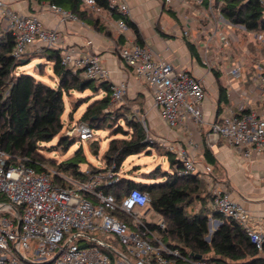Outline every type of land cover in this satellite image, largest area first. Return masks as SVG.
<instances>
[{"label": "built area", "instance_id": "1", "mask_svg": "<svg viewBox=\"0 0 264 264\" xmlns=\"http://www.w3.org/2000/svg\"><path fill=\"white\" fill-rule=\"evenodd\" d=\"M81 1L86 8L101 11L94 7L95 0ZM215 2L162 0L167 7L198 6L197 15L208 21V25L199 24L205 38L202 64L209 70L214 64H228L225 73L231 78H239L245 57H237L230 50L231 42L238 41L233 29L246 31L260 42H264V31H247L241 25L227 22L219 11L222 0L216 5ZM258 2L264 8V0ZM107 3L109 10L129 16L125 0H107ZM47 7L61 23L79 22L68 10L52 4ZM109 10L107 14L111 18ZM108 24L123 38L130 31L122 18L109 20ZM0 26L2 30L10 31L14 38L11 52L14 58H21L33 47L56 48L60 43L56 28L45 27L36 16L19 13L2 0ZM179 34L189 35L188 30L179 31ZM116 52L120 61L149 88L151 106L167 127L184 129L186 122L195 126L204 123L206 89L201 78L156 58L149 47L134 40L125 39L121 46H116ZM248 54L245 51V55ZM61 64L70 72L79 71L82 77L90 80L100 81L107 76L99 58L81 53L74 47L61 51ZM255 68L256 80L264 86V61L256 63ZM126 89L125 81L109 83L111 102L121 101ZM230 102L210 123V133L247 158L255 154L264 158V110L253 111L249 99L243 97L233 98ZM74 131L81 141L94 137V130L85 122H77ZM70 135L69 132L66 134ZM169 151L174 152V146H170ZM174 154L182 163L180 175L192 174L202 180L208 178L209 182L212 168L197 163L192 150L178 148ZM25 161L17 159L14 163L0 149V195L6 199V203L0 202V264H44L49 261L48 264H220L208 257L197 259L191 254H183L180 249L166 246L160 236L165 225L150 209L148 193L131 189L120 198L106 193L105 188L121 178L113 163L96 168L94 172L80 171L75 177L52 170L36 173ZM53 176L57 177V182ZM211 194L212 211L235 221L261 251L264 242L262 224L253 220L250 212L234 201L226 189L213 186ZM15 207L22 208L20 215ZM150 211L157 214V221L147 219ZM115 242L121 245V250L115 249ZM104 250L112 252L116 259L112 261ZM128 256L134 259L133 263Z\"/></svg>", "mask_w": 264, "mask_h": 264}, {"label": "trees", "instance_id": "2", "mask_svg": "<svg viewBox=\"0 0 264 264\" xmlns=\"http://www.w3.org/2000/svg\"><path fill=\"white\" fill-rule=\"evenodd\" d=\"M27 1L59 6L75 14L79 20L88 21L97 31L108 34L105 23L94 12L95 8L86 9L81 0ZM218 1L216 0L215 5ZM94 7L103 12L109 10L107 0H95ZM109 11H111L113 20L125 19L134 35V42L144 45L134 23L116 11ZM219 11L222 17L231 24L241 25L247 31H264V8L259 5L258 0H222ZM13 45L14 38L11 32L1 29L0 149L7 153L14 163L17 159H26V165L32 167L36 173H49L45 163L50 162L54 166L52 171L64 172L76 177L81 173L80 164L86 161L81 147L75 151L72 158L56 163L44 158L41 154V145L58 136L56 145L48 150H60L65 153L74 144L75 140L72 137L61 135L63 129L61 116L64 112L63 96L71 90L90 89L103 92L101 98L93 100L86 107L77 122H85L93 130H100V124L113 121L114 116L110 112L112 102L109 95V84L103 80L95 81L84 78L79 71L75 74L70 72L61 64L59 49L43 48L42 57L51 63L52 74L57 80L55 87L49 86L30 74L17 72L18 68L29 61L23 60L26 54L21 58H14L11 54ZM186 46L191 56L198 61L199 55L195 46L189 42ZM216 76L218 77L219 74L216 73ZM221 103H227L222 88L219 92V105ZM120 118L132 130V133L129 138L112 139L103 154L105 166L113 163L115 171L121 168L128 156L142 152L149 153L155 147V143L146 138L139 121L125 119L124 116ZM118 133H123L120 127L115 132V134ZM166 155L173 170L172 173L157 170L154 173L145 174V178L154 180L150 184L121 176L116 183L107 186L105 192L117 198L131 189L148 193L150 209L161 217L165 225V229L160 230L162 242L170 248L180 249L185 255L208 257L211 261H217L220 264H264V242L262 250L258 251L235 221L214 211V216L217 215L221 224L211 233L209 241H206V237L209 236V216L206 213L208 209L202 206L200 211L187 214L191 200L199 199V190L205 191V184L196 175H180L182 163L175 158L173 152L167 151ZM203 158L212 166L216 164V159L208 149L204 150ZM94 171L96 169L90 170V172ZM158 176L162 180H156ZM53 180L57 182V177L53 176ZM0 202L6 203L3 195H0ZM15 208L20 215L22 208ZM151 227L155 228V225ZM104 252L112 261L116 259L112 252L108 250Z\"/></svg>", "mask_w": 264, "mask_h": 264}, {"label": "crops", "instance_id": "3", "mask_svg": "<svg viewBox=\"0 0 264 264\" xmlns=\"http://www.w3.org/2000/svg\"><path fill=\"white\" fill-rule=\"evenodd\" d=\"M2 1L19 13L36 16L45 27L56 28L60 33V43L56 48L60 51L66 47H74L81 53H90L99 58L107 75L102 80L108 84L125 81L127 89L124 98L132 104L141 100L139 103L142 105V109L144 108L148 119L151 118L150 120L160 125L162 129L159 131L165 136V139L173 142L169 147L174 146V152L178 148L192 150L194 160L203 165L205 163L203 152L205 149L210 150L216 159V164L212 166L209 182L208 178L201 179L205 188L209 193L213 186L229 191L231 198L246 208L253 220L262 224L264 231V197L245 195V192H264V158L256 154L247 158L241 151L228 146L221 138L210 133V123L216 115L222 113L225 107L231 104L230 101L233 98L249 99L253 111H263L264 86H261L256 80V63L252 59L249 61L243 58V71L239 78H231L225 73V66L228 64H214L210 70L202 64L205 38L201 35L199 24L203 22L208 25V21H203L202 16L197 15L198 6L189 4V6L167 7L163 5L162 0H125L129 8L127 18L137 26L143 44L149 47L154 56L170 62L176 68L186 69L204 81L206 89V99L203 104L204 123L195 126L186 122L184 129H170L163 124L164 122L162 123L157 110L152 108L149 88L139 81L118 58L116 46H121L125 39L134 40L131 30L124 38L119 36L108 24L112 17L110 18L107 12L103 11L93 10L105 23L108 34L97 31L86 20L61 23L58 16L48 9L47 3L38 4L27 0ZM204 8H206L205 5ZM164 11L172 17V21H167L162 16ZM184 30H188V36L179 34V31ZM88 42L90 43L88 44ZM187 42L195 46L199 55L198 61L191 56L186 46ZM216 73L219 74L218 77ZM53 84L52 87H55L56 78ZM220 88L224 90L226 104L219 105ZM96 93L98 96L95 100L102 97V91ZM136 109L139 110L137 106ZM190 143H193V148ZM249 176L252 178V183L262 184L259 190L253 188ZM205 208L208 209L206 211L209 216L208 227L209 232L212 233L221 224V221L217 215L214 216L211 203H207Z\"/></svg>", "mask_w": 264, "mask_h": 264}, {"label": "rangeland", "instance_id": "4", "mask_svg": "<svg viewBox=\"0 0 264 264\" xmlns=\"http://www.w3.org/2000/svg\"><path fill=\"white\" fill-rule=\"evenodd\" d=\"M162 16L167 21H172V17L166 11L163 12ZM190 26L192 27V24ZM1 29L2 28L0 26V30ZM233 34L238 38L237 42H231L230 45V50L234 52L235 56H242L247 60L253 59L255 63H258L261 60L264 61V42L256 40L252 34L239 29H233ZM43 50V48L39 47L31 48L26 53V55L23 56V60H25V62H29L18 68L17 72L30 74L37 80L49 86H54L53 83L55 82V78L52 74V66L51 63L47 62L45 58L42 57ZM245 51H248L249 54L245 55ZM97 96V93L90 89H86L84 91L71 90L64 94V112L61 116L63 129L61 131V135H66L69 132L71 133L70 137H72L75 142L65 153L61 152L60 150L49 151L48 149L51 146H55L58 141V136L54 137L50 142L41 145V154L44 156V158L59 163L72 158L75 151L81 147L86 161L80 164V171H90L91 169L103 168L105 165L103 154L107 149L109 142L114 138H129L130 134L132 133V130L125 124L122 118H120L121 116H124L125 119L127 118L139 121L146 138L154 142L155 147L151 149L149 153L142 152L128 156L118 171L119 175L122 176V178L129 177L136 182L150 184L153 183L154 180L145 178V174L154 173V171L157 170L172 173L173 170L170 167L166 152L169 151V145L173 142L165 139V136L159 131L162 129L160 125H157L152 120H150L151 118L148 119V116L144 112V108L142 109V105L139 103L141 101L140 99L135 102L137 105L135 103V105L128 103V100H126L124 97L119 102H112L110 112L114 116L113 121L100 124V130H94V137L91 140L81 141L77 138V135L74 131L75 124L78 120H80V116L86 107L91 102H93ZM136 106L139 108V110L136 109ZM159 118L161 119L160 116ZM118 127L123 130V133L115 134ZM94 152H96V154H94ZM204 164L212 168V165L206 162ZM45 165L48 171L54 169V166L51 165L50 162H46ZM61 173L64 175L67 174L64 172ZM156 180L162 179H160V176H158ZM249 180L251 181L253 188L259 190V187L262 184H255L254 182L252 183L251 177ZM206 190L208 191L207 188L205 191L199 190L200 197L197 201L191 200L190 205L187 208V214L200 211V205L201 208H203L202 206H206L207 203L212 204L213 196L211 193H209V191L207 192ZM245 195H254L263 198L264 192H245ZM147 219L157 221L158 217L154 212H149L147 214ZM210 234L211 233L209 232V235ZM114 246L116 247L115 249L121 250V245L118 242H115ZM128 257L133 263L134 259L130 256Z\"/></svg>", "mask_w": 264, "mask_h": 264}, {"label": "water", "instance_id": "5", "mask_svg": "<svg viewBox=\"0 0 264 264\" xmlns=\"http://www.w3.org/2000/svg\"><path fill=\"white\" fill-rule=\"evenodd\" d=\"M209 239V236L206 238V241ZM59 255V253L58 254H56L55 256H54V258L53 259H55L57 256ZM195 258H200V256L199 255H196L195 256ZM48 263H50V261L49 262H45L44 264H48Z\"/></svg>", "mask_w": 264, "mask_h": 264}]
</instances>
